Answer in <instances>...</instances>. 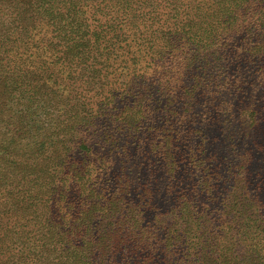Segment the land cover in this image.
Returning a JSON list of instances; mask_svg holds the SVG:
<instances>
[{
  "label": "trees",
  "instance_id": "1",
  "mask_svg": "<svg viewBox=\"0 0 264 264\" xmlns=\"http://www.w3.org/2000/svg\"><path fill=\"white\" fill-rule=\"evenodd\" d=\"M198 1L178 0V3L191 5ZM236 1L241 0L228 2ZM261 1L243 0L231 7L226 0H221L226 22H230L238 5L242 12L250 9L252 31L246 29L243 15L234 18L232 24L240 33L258 35L263 30L264 11L254 6ZM138 2L140 8L136 7ZM169 3L171 0H64L61 5L53 3L52 15L47 19L23 17L14 45L0 32V264H264V221L257 219L254 212H235L232 215L235 225L226 230L219 227L217 232L207 221H200L204 238L192 246L187 241V225L175 231L159 221L154 222L155 215L153 224L146 223L148 228H145L140 214L156 210L150 206V196L137 195L134 201L126 198L123 190L106 192L111 179L121 180L109 172L101 182L100 191L92 187L91 147L83 136L74 140L75 134L83 135L89 128L88 124H80L77 114L68 118V125L62 128L61 135H53L56 138L51 143L44 131L33 132L25 122L28 109L43 98L44 90L49 91L56 102L68 88L58 82V73H54L59 71L61 59L68 57L71 64L75 58L81 62L82 58L92 60V31L105 39V61L124 62L125 72L142 83L147 81L148 91H160V73L154 66L157 64L155 53L159 55L162 61L158 66L167 78L162 92L167 94L165 91L173 74L165 68L166 48L154 44L152 36L162 34L165 43L175 47H169L171 51L167 53L168 60L173 61L174 53L184 54V47L176 40L178 33L169 37L167 32L187 26L190 30L194 26L179 13L172 19L173 25L180 28H165ZM41 5L36 3V9ZM203 21L207 22L199 17L198 26L203 25ZM49 32L54 34L51 43L47 40ZM236 44L239 40L231 41L225 50L221 49V54L202 45L205 48L200 50L205 53L196 61L204 67L215 65L214 69L224 75L225 67L235 55L224 57L222 52L233 53ZM187 60L186 57L185 62ZM149 68L153 70L152 81L147 78ZM252 146L257 151L261 149V142ZM214 154L222 160L218 166L211 163L210 167L220 168L219 180L230 183L232 178L228 171L233 168L232 161L226 155ZM246 171L245 184L261 191L247 196L248 201L253 202L264 194V159L246 166ZM193 197L197 203L199 199ZM133 206L136 208H130ZM100 229V236L93 241V231ZM122 230L124 234L120 236L127 238L125 242L114 235ZM143 236L144 247L128 243ZM220 237L229 239L230 243L222 245L217 240ZM244 240L248 242L242 247L238 242ZM184 250V254H178Z\"/></svg>",
  "mask_w": 264,
  "mask_h": 264
},
{
  "label": "rangeland",
  "instance_id": "2",
  "mask_svg": "<svg viewBox=\"0 0 264 264\" xmlns=\"http://www.w3.org/2000/svg\"><path fill=\"white\" fill-rule=\"evenodd\" d=\"M63 1L0 0L1 34L9 37L10 45H14L23 17L47 19L52 15L53 3L61 5ZM228 1L232 0H226V3L233 7L243 0L232 4ZM38 2L42 5L36 9ZM185 4L171 0L165 18L168 30L180 28L173 25L172 19L179 13L194 24L190 30L187 26L183 30L167 32L169 37L178 33L176 40L183 44L184 54H171L175 59L168 60L167 53L175 47L166 44L162 34L152 36L154 44L166 48L165 68L173 74L168 91H165L168 95L162 92L167 78L158 66L162 61L159 55L155 53L157 64L154 66L160 73V91H148L147 81L142 83L126 73L124 62L105 61V39L92 31V60L82 58L81 62L75 58L71 64L68 57L61 59L59 71L54 73H58V82L68 88L56 102L51 99L50 92L44 90L43 98L33 102L28 109L25 122L33 132L44 131L51 143L56 138L53 135H61L62 128L68 125V118L77 114L80 124H88L89 128L83 135L75 134L74 140L83 136L91 147L92 187L100 191L107 172L113 173V177H121V180L111 179L106 192L123 190L126 198L134 201L137 195L150 196V206L156 210L140 214L141 224L152 225V217L156 215L154 222L159 221L175 231L187 225V241L192 246L204 238L200 221H207L206 224L216 232L219 227L226 230L228 226H234L232 215L237 211H252L257 219L264 221V194L249 202L247 196L261 191L244 182L246 166L264 159V26L258 35L238 32V27L232 24L234 18L243 15L246 29L252 31L253 16L250 9L242 12L239 5L233 10L230 22H226L221 0ZM136 7L140 8L139 2ZM254 8L264 11V0L256 3ZM199 17L207 22L198 26ZM49 35L50 32L47 40L51 43L54 34L50 38ZM234 40H239L235 51L231 54L222 52L224 57L235 55L231 64L225 67L224 75L214 69L215 65L208 68L196 61L205 53L200 50L205 48L202 45L221 54V49L225 50L224 47ZM186 57L189 60L185 62ZM151 68L147 69L149 81L153 80ZM55 103L59 104L56 106ZM257 142H261V149L256 151L252 145ZM214 153L226 155L232 161L233 168L228 171L232 180L228 184L219 180L222 177L220 168L210 167L211 163L218 166L222 160ZM102 165L105 168L102 169ZM193 196L199 199L197 203ZM100 232L101 229L93 231V241ZM121 234L124 230L114 235L119 241H127ZM217 240L222 245L230 243L224 237ZM144 241L145 236L128 243L144 247ZM246 242L238 243L244 247ZM184 253L185 250L178 254Z\"/></svg>",
  "mask_w": 264,
  "mask_h": 264
}]
</instances>
